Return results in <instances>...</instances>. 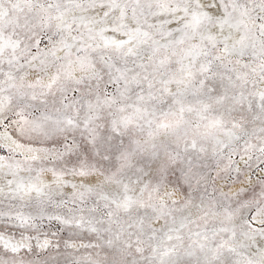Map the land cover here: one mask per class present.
Returning <instances> with one entry per match:
<instances>
[{"label":"snow or ice","instance_id":"snow-or-ice-1","mask_svg":"<svg viewBox=\"0 0 264 264\" xmlns=\"http://www.w3.org/2000/svg\"><path fill=\"white\" fill-rule=\"evenodd\" d=\"M0 264H264V0H0Z\"/></svg>","mask_w":264,"mask_h":264}]
</instances>
